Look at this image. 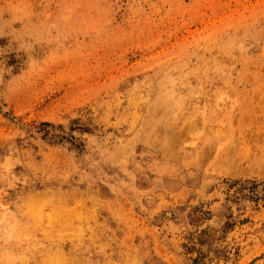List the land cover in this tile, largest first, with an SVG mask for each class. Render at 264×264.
<instances>
[{
  "label": "rangeland",
  "instance_id": "obj_1",
  "mask_svg": "<svg viewBox=\"0 0 264 264\" xmlns=\"http://www.w3.org/2000/svg\"><path fill=\"white\" fill-rule=\"evenodd\" d=\"M0 264H264V0H0Z\"/></svg>",
  "mask_w": 264,
  "mask_h": 264
}]
</instances>
